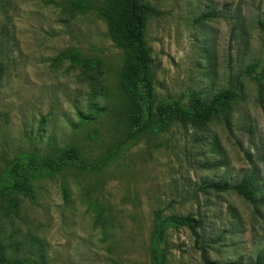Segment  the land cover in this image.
Masks as SVG:
<instances>
[{
    "label": "rangeland",
    "instance_id": "1",
    "mask_svg": "<svg viewBox=\"0 0 264 264\" xmlns=\"http://www.w3.org/2000/svg\"><path fill=\"white\" fill-rule=\"evenodd\" d=\"M159 12L141 31L153 103L198 107L235 97L207 121L172 117L127 141L97 171L66 166L29 178L30 200L0 209L2 264H150L153 215L167 228L161 264H264V0H140ZM104 0H0V180L12 162L74 148L94 162L122 139L124 53L99 14ZM201 15L205 18L199 19ZM249 180L250 199L213 182Z\"/></svg>",
    "mask_w": 264,
    "mask_h": 264
},
{
    "label": "trees",
    "instance_id": "2",
    "mask_svg": "<svg viewBox=\"0 0 264 264\" xmlns=\"http://www.w3.org/2000/svg\"><path fill=\"white\" fill-rule=\"evenodd\" d=\"M100 16L104 19L110 40L124 53V64L120 73L119 88L127 99V117L124 136L118 141L113 151L94 162H85L80 159L74 148L61 150L54 161L44 159L35 161L28 159L24 163H10L6 171V179L0 180V209L8 205L6 198L10 194H22L28 199H33V192L29 178L35 173H56L66 166L79 170L97 171L107 166L127 141L133 140L153 129H160L172 117H184L193 123L207 121L218 113L219 109L233 101L235 97L225 91L214 94L205 106L198 107L197 99L191 96L184 103H167L152 101V88L150 82L151 59L143 41L141 31L146 16H157L158 11L142 3L140 0H104L103 7L99 9ZM205 18L201 15L199 19ZM257 28L263 34L264 46V21L257 23ZM257 79L264 78V72L253 74ZM206 188L215 192L227 190L234 191L243 199H250L249 180L242 177L234 185L213 182L206 184ZM152 243L150 247V264H161L160 242L167 228L185 227L193 237L194 245L202 253L198 245L199 236L196 229L198 221L191 216L161 217L160 211L153 215ZM203 264H217L202 257ZM0 264L2 257L0 256ZM238 264V263H224ZM252 264H263L261 254H257Z\"/></svg>",
    "mask_w": 264,
    "mask_h": 264
}]
</instances>
